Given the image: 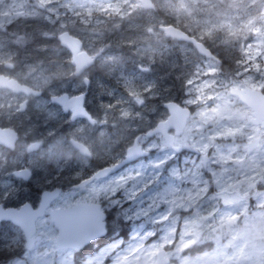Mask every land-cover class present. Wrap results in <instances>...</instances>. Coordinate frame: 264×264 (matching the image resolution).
I'll return each mask as SVG.
<instances>
[{
    "label": "rangeland",
    "instance_id": "1",
    "mask_svg": "<svg viewBox=\"0 0 264 264\" xmlns=\"http://www.w3.org/2000/svg\"><path fill=\"white\" fill-rule=\"evenodd\" d=\"M154 1L156 9L145 11L139 0H0V66L45 93L20 115L25 134L57 139L56 108L48 96L59 87L57 36L63 31L82 38L97 54L95 83L103 90L95 97L100 123L112 118L113 125H120L122 120L133 131L142 112L154 117L156 105L151 114L148 110L154 102L144 106L143 101L158 97L150 91L156 88L152 81L160 75L168 82L170 75L164 89L176 86L172 96L193 110L179 142L208 154L207 169L195 153L174 159L172 151L161 150L98 183L96 198L107 203L109 234L102 245H92V254L81 264H158L162 248L176 260L170 264H264V139L249 151L247 142L256 135L252 112L231 92L245 85L264 91V0ZM80 11L88 18L82 27L81 21L74 24ZM169 16L188 19V31L199 28L212 35L215 50L235 49L243 58L224 55L217 62L190 44L166 40L158 25L168 24ZM126 67H138L129 71L143 81L118 70ZM68 72L60 88L66 86ZM102 73L105 82L99 78ZM33 160L34 155L27 159ZM35 164L38 182L46 168L38 159ZM5 181L0 195L18 190L13 177ZM105 189L109 195L104 198ZM36 194L23 193L28 199ZM71 201L66 195L60 203ZM38 228L40 241L25 250L20 230L0 224V264H77L73 250L56 247L58 229L50 217L41 219ZM207 246L211 249L195 259L185 254Z\"/></svg>",
    "mask_w": 264,
    "mask_h": 264
},
{
    "label": "flooded vegetation",
    "instance_id": "2",
    "mask_svg": "<svg viewBox=\"0 0 264 264\" xmlns=\"http://www.w3.org/2000/svg\"><path fill=\"white\" fill-rule=\"evenodd\" d=\"M87 19L84 12L80 11L74 18V24L76 25L81 21L82 27ZM89 21L92 22L91 17ZM58 43V65L60 69L59 87L56 92L58 98L56 103H51L56 108L57 139H31L25 134L26 122L20 117L32 107L34 99L39 100L45 97L44 91L41 90L42 93L36 96L16 92L9 88H0V128L14 129L18 134L13 146L8 145V142H12L13 139L0 140V182L4 184L6 179L13 177L18 185V190L1 192L0 204L5 207L19 208L25 203H30L34 208H38L45 191L58 189V198L52 202L48 212L39 218L38 222L43 218L50 217V212L55 208L71 207L80 202H98L105 208L106 201H103L102 198H96L98 183L109 180L114 174L139 165L157 151H172L175 155L174 159L176 156L180 158L188 153V149L177 152V145L187 143H178L181 136H177V115L175 109L174 114L173 107L170 106V103L175 101V97L172 95H175L176 86L167 90L164 89L166 84L170 82V75L168 82L160 75L156 81H152L156 88H152L150 91L158 97H149L147 104L143 101L144 106L154 102L148 107L151 114L152 107L156 105L154 117L148 115L146 118L145 112H142L139 117H136L137 124L133 131L122 120H120V125H113L112 118L100 123L95 97L103 90L97 88L95 83L98 73L96 52L91 46L85 45L82 39L80 42H75L77 45L75 50L67 48L62 40H58ZM218 61H221L219 57ZM7 64L10 65L11 63ZM152 64L159 66L156 71L159 74L161 72L160 62L155 60ZM151 68L149 67L148 70ZM66 69L69 70L67 83L66 86L60 88V79L63 78ZM110 69L113 70L114 68L111 67ZM132 69L140 70L138 67H126L118 70L122 71L124 76L130 80L143 81L137 77V73L129 71ZM105 74H100L104 76H99V78L106 79ZM0 75L14 77L22 83L29 84L5 70V65L0 66ZM115 78L112 76V79ZM126 92L125 89L122 90V93ZM85 104L87 108H84ZM249 108L252 112L250 121L256 127V135L252 139L261 145L264 139V107L259 108V110ZM74 109H83V114L75 113ZM110 117H112L111 114ZM114 127H121V131L114 132ZM112 139L118 140L114 142ZM53 140H55V146H49ZM137 141L142 145V148L150 150L148 156H141L121 165L115 169V173L92 179L100 171L122 162L127 157L128 150L132 146H137L135 145ZM153 141L154 147H151ZM32 155H34V160L28 162L27 159ZM37 159L41 164H44L46 174L42 169L44 173L42 178L35 182L34 176L29 185L26 181L29 176L36 174L34 167H36L35 161ZM3 174H5L4 178L2 177ZM27 191L36 192V198H26L23 193ZM66 195L72 196V201L60 203V200ZM107 195L109 192L105 189L102 196L105 198ZM90 215L92 216L91 212H89ZM20 233L25 239L23 233L21 231Z\"/></svg>",
    "mask_w": 264,
    "mask_h": 264
},
{
    "label": "water",
    "instance_id": "3",
    "mask_svg": "<svg viewBox=\"0 0 264 264\" xmlns=\"http://www.w3.org/2000/svg\"><path fill=\"white\" fill-rule=\"evenodd\" d=\"M141 2L143 7H154V3L152 0H141ZM163 29L170 36L193 42L200 50V52L204 53L207 56H212V52L202 42L198 41L195 37L189 35L185 31L173 25L165 26ZM60 38L71 49H76L77 45L75 41H78L77 38L73 37L70 34H64L60 36ZM0 87H9L14 91L24 90L27 93H40L39 91L22 85L15 79H9L4 75H0ZM233 92L237 93L242 100L247 102L256 110H258L260 107L259 102L264 100V96L260 91L252 89L250 87H246L245 89L234 88ZM259 96L262 97L261 100L256 101ZM53 100L56 101L57 97H53ZM172 106L174 114V109H177V111L179 112L180 110L182 111L181 119L178 123V132H182L187 124V118L190 115V110L188 108H181V106L178 104H173ZM16 138L17 133L13 129L0 128V140L13 139L12 142H8V145L13 146ZM138 154L139 153H137L136 150H133L128 159L135 158ZM97 176H101V174H98ZM58 192L59 191L56 190L44 193L42 205L38 210H32L29 204L24 205L20 210L14 208L5 209L2 205H0V220H12L16 224L22 226L27 235L26 247L32 248L35 242L38 240L37 237H33V234L37 232L36 219L38 218V216L43 214L45 208L55 197H57ZM90 206H93V208L96 209L95 211H93V214H95L94 216H89L88 214L80 211V205L68 209H57L53 212V219L56 221V224L60 226L61 230L56 241L58 248L71 247L79 250L90 241L106 234V223L104 222L106 214L102 212L99 204H91ZM77 209L79 210V212H77ZM59 213L60 218L59 216H57ZM169 261V258L165 255V250H160L158 252V264H168Z\"/></svg>",
    "mask_w": 264,
    "mask_h": 264
},
{
    "label": "trees",
    "instance_id": "4",
    "mask_svg": "<svg viewBox=\"0 0 264 264\" xmlns=\"http://www.w3.org/2000/svg\"><path fill=\"white\" fill-rule=\"evenodd\" d=\"M167 19H169L167 22H169L171 24H174V25H176L178 27H181V28H183L186 31H188L187 28H189L190 23H191L188 19H179V18L176 19L175 16H169ZM203 31H205V30H202L201 31V29L197 28V29H194V30L188 31V32H190L191 34H193L194 36H196L198 39L202 40L207 46H209V47L212 48L213 43H214V38L212 37V35L208 34L207 32H203ZM212 49L214 51L218 52V55L219 56L226 55V56H229L232 59H237V60H241L243 58L242 51H239L240 57L238 58V54L236 53L237 50H235V49H228L225 53L224 52H220L218 50H215L214 48H212ZM104 80L105 79H103V81ZM122 235L125 236V237H128V235L126 233H123ZM207 249H211V247L210 246L209 247L207 246ZM91 252H92V248H89L85 253H83L81 255L78 254L77 255L78 257H77L76 261L78 263L80 262L79 261V259H80L79 258V255L82 257V255L85 256L87 253L88 254H91ZM187 252L189 253L188 254L189 256H192V257H190V259H195L197 257V255H199L200 252H202V248H200V249L199 248H197V249L196 248H193V249H191V250H189Z\"/></svg>",
    "mask_w": 264,
    "mask_h": 264
},
{
    "label": "snow or ice",
    "instance_id": "5",
    "mask_svg": "<svg viewBox=\"0 0 264 264\" xmlns=\"http://www.w3.org/2000/svg\"><path fill=\"white\" fill-rule=\"evenodd\" d=\"M84 108H87V105L85 104L84 105ZM75 113H77V114H83V109H80V110H76V109H74L73 110ZM49 115H54V114H52V113H50ZM36 174L34 173L32 176H29V178H28V180L26 181V183L27 184H31V180L34 178V176H35Z\"/></svg>",
    "mask_w": 264,
    "mask_h": 264
}]
</instances>
